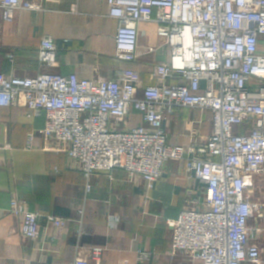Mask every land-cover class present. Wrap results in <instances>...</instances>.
Masks as SVG:
<instances>
[{"label": "built area", "instance_id": "built-area-1", "mask_svg": "<svg viewBox=\"0 0 264 264\" xmlns=\"http://www.w3.org/2000/svg\"><path fill=\"white\" fill-rule=\"evenodd\" d=\"M58 0H0L5 22L18 10H45ZM109 16L118 21L115 57L137 60L139 26L155 22L167 39L169 62L158 64L156 84L137 95L141 75L133 69L116 79L81 78L56 73L57 46L45 36L38 50L42 66L33 78L0 74V107L21 104L29 117L45 118L38 131L46 142L67 144L90 192L96 172L125 171L129 180L141 176L153 188L170 161H183L186 171L203 185L176 220L167 222L173 253L188 252L201 264H264V250L250 243V222L264 220V203L256 196L264 173V0H107ZM14 59L12 53L8 54ZM179 82L170 84L168 81ZM181 108L211 113L213 132L198 144L172 145L164 123ZM138 111L143 124L117 130L113 119ZM249 126L246 127V124ZM34 134L29 136V145ZM195 195V196H194ZM10 212L20 219V233L36 240L40 215L14 197ZM62 228L65 220L49 216ZM80 233V230H79ZM103 248L92 249L101 264ZM138 261L154 264L151 253L139 250ZM74 264H89L76 258Z\"/></svg>", "mask_w": 264, "mask_h": 264}, {"label": "crops", "instance_id": "crops-1", "mask_svg": "<svg viewBox=\"0 0 264 264\" xmlns=\"http://www.w3.org/2000/svg\"><path fill=\"white\" fill-rule=\"evenodd\" d=\"M44 7L42 11L18 10L12 23L5 22L0 11V74L33 78L50 71L38 60L45 36L57 46L56 73L116 79L120 71L133 69L141 75L138 96L145 86L156 84L155 67L169 62V44L158 34L155 22L140 24L135 62L116 59L119 26L109 16L107 0L48 1ZM258 53L264 54V37ZM140 124L143 117L134 110L112 121L117 130ZM44 125L43 116L29 117L21 104L0 107V264H74L79 257L96 264L91 258L96 247L103 248L101 264H144L138 261L139 250L151 253L154 264H201L190 253L171 249L167 222L176 220L184 209L196 207L187 202L189 190L194 194L203 190L183 161L168 162L153 188L141 176L129 180L119 168L96 172L87 193L67 144L46 142L38 133ZM164 126L172 145L204 143L214 129L210 112L190 108L170 112ZM30 134H34L31 145ZM256 196L264 203V173L257 178ZM14 197L40 215L36 240L21 235L20 219L10 212ZM49 216L66 223L56 228L48 222ZM250 243L264 250V220L250 222Z\"/></svg>", "mask_w": 264, "mask_h": 264}]
</instances>
